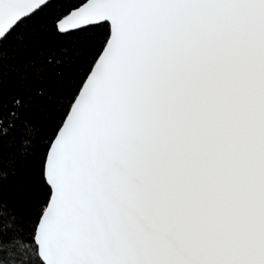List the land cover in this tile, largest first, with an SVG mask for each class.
<instances>
[{"label":"snow or ice","instance_id":"1","mask_svg":"<svg viewBox=\"0 0 264 264\" xmlns=\"http://www.w3.org/2000/svg\"><path fill=\"white\" fill-rule=\"evenodd\" d=\"M0 264H264V0H0Z\"/></svg>","mask_w":264,"mask_h":264}]
</instances>
